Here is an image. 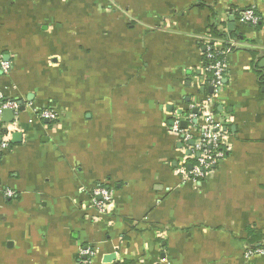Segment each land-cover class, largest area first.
Segmentation results:
<instances>
[{"label": "crops", "instance_id": "1", "mask_svg": "<svg viewBox=\"0 0 264 264\" xmlns=\"http://www.w3.org/2000/svg\"><path fill=\"white\" fill-rule=\"evenodd\" d=\"M204 1L215 15L198 0H0V96L21 111L0 117V264H264V0ZM248 8L257 25L239 23ZM213 24L231 47L220 89ZM208 102L227 154L184 183L196 161L171 128L193 130Z\"/></svg>", "mask_w": 264, "mask_h": 264}, {"label": "built area", "instance_id": "2", "mask_svg": "<svg viewBox=\"0 0 264 264\" xmlns=\"http://www.w3.org/2000/svg\"><path fill=\"white\" fill-rule=\"evenodd\" d=\"M259 22V16L254 8H248L244 10L239 16V23L241 25H257ZM231 54V47L226 45L221 46L219 41L210 42L206 44L205 47V58L211 60L213 63L206 67L208 74H211L212 84L215 89H220L223 85V81L227 74V57ZM217 56L220 59L213 61ZM1 60V59H0ZM1 71L5 74L9 73L11 70V63L0 61ZM1 98L0 103V117L4 110L14 111L15 118L21 113L20 107L16 102L3 100ZM200 116L198 114H190L188 116V121L197 120L196 126L193 130H182L179 122H175L171 128L172 133L175 135H183L186 143L194 142L192 146L189 147L190 156L189 158L195 159V164L190 171L183 172L184 183L194 182L200 184L212 171L213 168L218 166L226 157L227 154V137L224 131L223 123L216 120L213 115L211 107L208 103H204L200 109ZM39 117L48 121H57L59 114L53 109H45L40 114ZM202 123L198 126L199 120ZM5 146V145H4ZM199 155V157H197ZM7 197H13V193L8 191L6 193ZM92 199L96 208L103 212L104 209L112 202V195L109 189L106 187H96L92 192ZM263 253V250H255L253 252H248V256H253ZM84 255L91 256L92 252L90 250L83 251Z\"/></svg>", "mask_w": 264, "mask_h": 264}, {"label": "trees", "instance_id": "3", "mask_svg": "<svg viewBox=\"0 0 264 264\" xmlns=\"http://www.w3.org/2000/svg\"><path fill=\"white\" fill-rule=\"evenodd\" d=\"M199 2V7L201 8H210L212 11H213V15H215V12H214V9L212 6L208 5L207 2H205L204 0H198ZM209 36L211 39H213V43L216 42V41H226L229 39V37L224 34V33H221L218 29V27L216 25H211L210 28H209ZM226 47V45H225ZM205 53V52H204ZM204 58H205V55H204ZM220 59L219 56H217L213 61H216ZM205 62H206V67H208L210 64H212L213 62L207 58H205ZM209 77H211V74L208 75ZM258 79H259V86L260 88H264V71H259L258 72ZM261 97L264 99V93H261ZM259 244H260V240H259ZM261 249V248H259ZM259 249H255V250H259Z\"/></svg>", "mask_w": 264, "mask_h": 264}, {"label": "water", "instance_id": "4", "mask_svg": "<svg viewBox=\"0 0 264 264\" xmlns=\"http://www.w3.org/2000/svg\"><path fill=\"white\" fill-rule=\"evenodd\" d=\"M224 82H226V81H224ZM209 92L210 93H213L214 92V89H212V88L209 89ZM168 109L170 111H172V109L170 107H168ZM2 116H3L4 122L5 123H8V124L12 123L13 120H14V118H15L14 111H12V110H4ZM193 123H194V125L197 124V120H194ZM187 127H188L187 123L186 122H183L182 123V128L183 129H187ZM14 136L20 138L21 135L20 134H16ZM193 144H194V142L191 141L190 142V145H193ZM187 155H190V153L188 152ZM197 157H199V155H197Z\"/></svg>", "mask_w": 264, "mask_h": 264}]
</instances>
